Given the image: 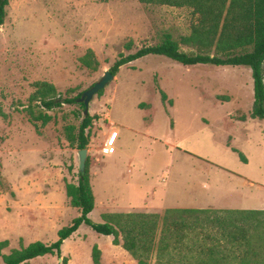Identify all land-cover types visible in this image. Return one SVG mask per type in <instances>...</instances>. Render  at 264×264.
Instances as JSON below:
<instances>
[{
	"label": "rangeland",
	"instance_id": "rangeland-1",
	"mask_svg": "<svg viewBox=\"0 0 264 264\" xmlns=\"http://www.w3.org/2000/svg\"><path fill=\"white\" fill-rule=\"evenodd\" d=\"M7 5L0 25V241L8 245L1 254L37 240L51 243L79 215L65 183H77L76 136L84 114L66 100L99 80L120 55L156 44L165 33L179 39L194 21L190 8L138 0ZM88 50L96 61L90 67L81 61ZM41 81L54 85L59 105L47 110L30 100ZM252 103L248 67L185 66L153 54L120 66L88 104L89 218L100 223L104 212L198 206L196 199L227 168L264 182V119L249 116ZM42 114L50 116L45 124L35 119ZM112 238L81 224L63 241L60 257L93 264L95 245L101 264H137ZM22 264L59 261L44 255Z\"/></svg>",
	"mask_w": 264,
	"mask_h": 264
},
{
	"label": "trees",
	"instance_id": "trees-1",
	"mask_svg": "<svg viewBox=\"0 0 264 264\" xmlns=\"http://www.w3.org/2000/svg\"><path fill=\"white\" fill-rule=\"evenodd\" d=\"M140 3L190 8L194 21L189 33L174 39L165 33L153 45L142 46L135 52L120 57L110 67L115 74L119 67L143 56L163 55L185 66L196 64L212 66H244L251 71L253 103L251 118L264 119V0H138ZM8 0H0V25L6 15ZM181 45L191 48L181 49ZM126 47H130L127 44ZM92 51L81 58L88 67L96 61ZM95 67V66H94ZM101 90L98 91L100 93ZM53 84L36 82L30 100L38 101L44 108L59 105ZM77 96L66 102H76ZM164 101L166 94L160 91ZM171 103V100H169ZM84 110V104L78 103ZM42 124L50 116L42 114ZM242 119L244 117L242 116ZM92 116H83L76 136L77 148L88 145V129ZM239 158L246 162L242 152L235 148ZM88 163L83 172L78 169L77 183L66 182L65 193L69 204L79 215L70 224L57 231L51 243L33 241L1 254L8 240L0 241L3 264H22L44 255L61 256V245L81 224L94 232L112 236V244H121L137 264H264V210L186 209L166 208L161 213L107 212L103 221L94 222L89 213L94 208V196L89 180ZM213 213V216L208 214ZM262 225V232L258 228ZM213 226L218 234L213 233ZM257 228V229H256ZM93 264H101L100 250L92 247ZM61 264H66L62 258Z\"/></svg>",
	"mask_w": 264,
	"mask_h": 264
},
{
	"label": "crops",
	"instance_id": "crops-1",
	"mask_svg": "<svg viewBox=\"0 0 264 264\" xmlns=\"http://www.w3.org/2000/svg\"><path fill=\"white\" fill-rule=\"evenodd\" d=\"M8 2H10V0H8ZM239 160L243 162L240 158ZM243 163H247V161ZM221 175L222 180H215L213 185H210L211 187L207 191H204L205 194L196 199L199 204L198 206L187 207L181 205V207H165L157 212L146 210L112 212L161 213L166 208L264 210V182L257 181L256 179L229 168L222 171ZM176 201H178V199H176Z\"/></svg>",
	"mask_w": 264,
	"mask_h": 264
},
{
	"label": "water",
	"instance_id": "water-1",
	"mask_svg": "<svg viewBox=\"0 0 264 264\" xmlns=\"http://www.w3.org/2000/svg\"><path fill=\"white\" fill-rule=\"evenodd\" d=\"M115 74H113L110 70H105L103 75L94 82L90 87L83 90L79 97L76 98V102L84 104L83 114L86 115L88 113V104L90 100L93 98L95 94L98 93L99 90L103 89L113 78ZM63 102V100H61ZM78 154V169L83 172L86 167V157H87V148H81L77 150ZM59 264L62 262V257H58Z\"/></svg>",
	"mask_w": 264,
	"mask_h": 264
},
{
	"label": "built area",
	"instance_id": "built-area-1",
	"mask_svg": "<svg viewBox=\"0 0 264 264\" xmlns=\"http://www.w3.org/2000/svg\"><path fill=\"white\" fill-rule=\"evenodd\" d=\"M113 141V140H112Z\"/></svg>",
	"mask_w": 264,
	"mask_h": 264
}]
</instances>
